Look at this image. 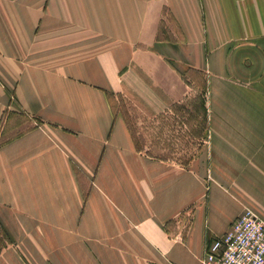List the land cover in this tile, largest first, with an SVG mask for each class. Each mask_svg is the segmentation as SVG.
I'll list each match as a JSON object with an SVG mask.
<instances>
[{
  "label": "crops",
  "instance_id": "obj_1",
  "mask_svg": "<svg viewBox=\"0 0 264 264\" xmlns=\"http://www.w3.org/2000/svg\"><path fill=\"white\" fill-rule=\"evenodd\" d=\"M205 81L184 165L115 108L161 119ZM246 211L264 220V0H0V264H201Z\"/></svg>",
  "mask_w": 264,
  "mask_h": 264
},
{
  "label": "rangeland",
  "instance_id": "obj_2",
  "mask_svg": "<svg viewBox=\"0 0 264 264\" xmlns=\"http://www.w3.org/2000/svg\"><path fill=\"white\" fill-rule=\"evenodd\" d=\"M198 90L197 97L192 99L196 101L194 104L197 111L193 108L192 111L190 108L187 109V103L192 101L190 100L186 101L185 105H179V112L166 115L161 119L145 115L133 105V102L122 97L115 101V108L124 113L139 147L153 154L169 157L176 160L180 165H184L199 152L204 143L201 129L203 121L201 120V113H199L201 112V102L198 97L202 94L203 89H200L201 93ZM182 108L187 109L189 114L185 113ZM197 124L198 128H196ZM1 233L2 238L5 237L3 230Z\"/></svg>",
  "mask_w": 264,
  "mask_h": 264
},
{
  "label": "built area",
  "instance_id": "obj_3",
  "mask_svg": "<svg viewBox=\"0 0 264 264\" xmlns=\"http://www.w3.org/2000/svg\"><path fill=\"white\" fill-rule=\"evenodd\" d=\"M201 264H264V220L252 211L240 215L208 246Z\"/></svg>",
  "mask_w": 264,
  "mask_h": 264
},
{
  "label": "trees",
  "instance_id": "obj_4",
  "mask_svg": "<svg viewBox=\"0 0 264 264\" xmlns=\"http://www.w3.org/2000/svg\"><path fill=\"white\" fill-rule=\"evenodd\" d=\"M161 30H162V28H161ZM161 32H163V31H161ZM159 38H161V35L160 34H159ZM200 88L203 89V92L201 94L202 96L201 95L198 96L199 97V100L201 102V105H200V111L201 112H199V113H201V116H202V119L201 120L203 121V124H202L201 129H202V133H203V131H204V125H205V123H207V108H206V105H205L206 104V102H205V100H206V91H207L206 81L205 82H202L200 84ZM194 102H196V101L192 100L191 102H189V104L187 103V105L189 106L187 108L188 110H189V108L191 109V111H192V108L194 110H196V107H195ZM187 109H185V113L189 114V111ZM133 136H134V134H133ZM135 140H136V138H135ZM136 142H137V140H136ZM137 144H138V142H137ZM1 230L2 229L0 227V251L3 248H5L9 243H11V240H10L9 236H8V234L5 231H4L5 237L3 236V238H2V236H1V234H2L1 233Z\"/></svg>",
  "mask_w": 264,
  "mask_h": 264
}]
</instances>
